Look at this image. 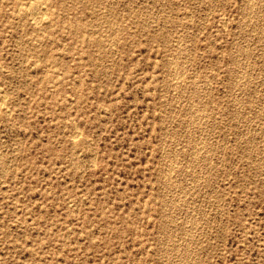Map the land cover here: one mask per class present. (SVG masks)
I'll return each instance as SVG.
<instances>
[{"label":"rangeland","instance_id":"obj_1","mask_svg":"<svg viewBox=\"0 0 264 264\" xmlns=\"http://www.w3.org/2000/svg\"><path fill=\"white\" fill-rule=\"evenodd\" d=\"M31 1L0 0V264H264V0Z\"/></svg>","mask_w":264,"mask_h":264},{"label":"bare ground","instance_id":"obj_2","mask_svg":"<svg viewBox=\"0 0 264 264\" xmlns=\"http://www.w3.org/2000/svg\"><path fill=\"white\" fill-rule=\"evenodd\" d=\"M30 1H31V0H30ZM31 2H32V1H31ZM36 2H37V1H36ZM39 2H40V1H39ZM34 3H35V2H34ZM40 3H41V2H40ZM28 4H29V3H28ZM28 4H27V5H28ZM27 5H26V8H27ZM31 5H32V3H31ZM40 5H41V4H40ZM42 5H43V4H42ZM78 5H79V4H78ZM112 5H113V4H112ZM28 6H30V5H28ZM36 6H37L36 8H38V5H36ZM113 6H114V5H113ZM40 7H41V6H40ZM102 7H103V6H102ZM28 8H29V7H28ZM44 8H45V7H44ZM22 9H23V8H21V10H22ZM39 9H40V8H39ZM37 10H38V9H37ZM45 10H46V9H45ZM23 11H25V10L23 9ZM28 11H29V9H28ZM33 11H35V10H33ZM38 11H39V10H38ZM38 11H37V14H35L36 12H34V14H35V15H38V14H39ZM46 11H47V10H46ZM29 12H30V11H29ZM41 12L43 13V10H41ZM42 13H41V14H42ZM28 14H30V13H28ZM34 14H33V15H34ZM31 15H32V14H31ZM41 16H42V15H41ZM41 16H38V17H41ZM43 16H44V15H43ZM32 17H34V16H31V18H32ZM34 19H35V17H34ZM39 19H41V18H39ZM45 19H46V18H45ZM45 19H44V21H46ZM37 20H38V19H37ZM41 20H42V19H41ZM40 22H41V21H40ZM40 22H39V23H40ZM36 23H37V22H35V24H36ZM53 26H54V25H53ZM94 27H95V26H94ZM112 29H113V28H112ZM41 32H42V31H41ZM108 36H109V35H108ZM104 37H105V36H104ZM106 43H107V42H106ZM239 54H240V53H239ZM174 58H175V57H174ZM169 62H170V61H169ZM175 73H176V72H175ZM174 76H175V75H174ZM172 78H173V77H172ZM172 78H171V79H172ZM173 79H174V78H173ZM173 79H172V81H173ZM175 80H176V79H175ZM0 89H1V88H0ZM1 90H2V89H1ZM1 94H2V93H1ZM0 96H2V95H0ZM3 97H4V96H3ZM3 97H2V98H3ZM0 99H1V97H0ZM4 99H5V98H4ZM1 101L4 102L5 100H4V101L1 100ZM2 102H0V103H2ZM191 102H192V101H191ZM3 104H4V103H3ZM191 106H192V105H191ZM187 107H188V106H187ZM189 114H190V113H189ZM190 115H191V114H190ZM78 129H79V128H78ZM75 131H76V130H75ZM74 134H75V133H74ZM76 135L78 136L77 133L75 134V136H76ZM73 136H74V135H73ZM176 140H177V139H176ZM167 150H168V149H167ZM74 159H75V158H74ZM93 163H94V162H93ZM168 166H169V165H168ZM169 167H170V166H169ZM164 178H165V177H164ZM170 182H171V181H170ZM163 194H164V193H163ZM170 243H171V242H170Z\"/></svg>","mask_w":264,"mask_h":264}]
</instances>
